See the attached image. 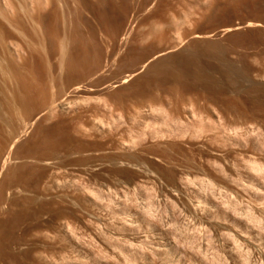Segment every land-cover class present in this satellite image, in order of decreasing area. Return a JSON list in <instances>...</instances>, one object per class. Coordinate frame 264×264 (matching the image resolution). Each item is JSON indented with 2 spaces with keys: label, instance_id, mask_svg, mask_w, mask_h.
Instances as JSON below:
<instances>
[{
  "label": "rangeland",
  "instance_id": "rangeland-1",
  "mask_svg": "<svg viewBox=\"0 0 264 264\" xmlns=\"http://www.w3.org/2000/svg\"><path fill=\"white\" fill-rule=\"evenodd\" d=\"M0 264H264V0H0Z\"/></svg>",
  "mask_w": 264,
  "mask_h": 264
},
{
  "label": "bare ground",
  "instance_id": "bare-ground-1",
  "mask_svg": "<svg viewBox=\"0 0 264 264\" xmlns=\"http://www.w3.org/2000/svg\"><path fill=\"white\" fill-rule=\"evenodd\" d=\"M145 66H146V65H145ZM145 66H144V67H145Z\"/></svg>",
  "mask_w": 264,
  "mask_h": 264
}]
</instances>
